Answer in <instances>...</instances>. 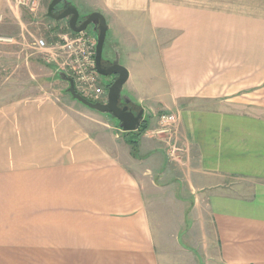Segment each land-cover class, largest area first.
<instances>
[{
  "label": "crops",
  "instance_id": "1",
  "mask_svg": "<svg viewBox=\"0 0 264 264\" xmlns=\"http://www.w3.org/2000/svg\"><path fill=\"white\" fill-rule=\"evenodd\" d=\"M193 1H84L104 14L148 121L139 157L114 118L0 75V264H170L150 217L155 187L176 180L153 134L159 110L177 115L215 264H264V0ZM12 9L0 0V34Z\"/></svg>",
  "mask_w": 264,
  "mask_h": 264
},
{
  "label": "rangeland",
  "instance_id": "2",
  "mask_svg": "<svg viewBox=\"0 0 264 264\" xmlns=\"http://www.w3.org/2000/svg\"><path fill=\"white\" fill-rule=\"evenodd\" d=\"M11 1L14 10H10L8 14V22L5 25L6 30H4L5 33L0 34V75L4 80L5 76H7V80L9 81L17 79L41 80L48 84L52 90L56 89L60 92L65 91L64 93L69 97L70 93L67 91L69 83L67 80L60 77L56 71V68L62 70L61 63L46 61L44 50L33 45L34 41L40 37L43 38L48 45L58 41L60 35L72 31L71 29H67V21L65 19L56 20L46 15L47 5L50 0H24V3L17 2V0ZM69 1L76 6L80 13H87L88 8L84 6V1L87 2L88 0ZM202 1L205 5L212 8H220L223 3L222 0H200V2ZM193 2H195V0ZM84 31L86 33H91V27L88 26ZM113 35L111 34V31L108 30L103 50L105 57L112 56V49L108 48L109 45L112 48L117 47V40ZM63 55L64 54L61 51V56ZM119 62L123 66L126 64L121 52ZM98 77L99 81L105 86L108 78L102 75H99ZM9 81H5L4 87L17 90L15 88L18 87L13 86L14 84H11ZM126 88H128L130 92H133V88L129 85V81L123 84V93ZM142 89L143 93L147 96L152 97L154 94V92L151 91L152 89ZM12 94L16 93L14 92ZM71 99L79 107H82L89 112L99 115L102 114L74 98ZM148 100H150V98ZM162 113H164V111L159 110L157 115H161ZM173 114H175V112H173ZM102 115H106L111 121L113 120V117L106 113ZM177 121L178 120L172 123L170 131L164 133H155L154 131L153 133L155 135L164 136L161 145L166 150V155L170 163L169 166L173 165L175 169L172 172L173 174H170L168 170H165L164 175H168L165 179H169V177L171 178L172 175L176 180L173 182L170 181L171 183L169 182L170 184L167 187V190L165 186H162L165 188L155 187L156 192L153 196L156 201H150L152 229L157 238V243L161 244L158 247H160V250L162 249L167 252L165 258L170 264H191L190 261H193L194 264H215L214 260H216L217 257L214 240L211 237L212 232L209 230L210 237H208L207 233H204L201 227L205 218L202 216L205 201L199 199L196 194L193 195L186 192L185 157H183L181 153V148L178 145L176 137ZM120 128L121 127L118 124V127H116L117 139L125 140L123 134L125 131H122V129L120 130ZM171 145L172 149H176L173 152L171 151ZM140 149L141 148L138 147L139 156ZM159 176L160 174L154 176L156 182L165 181V179H163L165 176H161V180L158 178ZM160 189H162V191L159 194ZM165 190L166 192H164ZM166 195L169 196V198H167ZM170 195L172 196L170 197ZM193 207L195 210V216L191 211ZM180 213H182L183 216H181V221L179 222ZM209 251L211 254L208 253Z\"/></svg>",
  "mask_w": 264,
  "mask_h": 264
},
{
  "label": "water",
  "instance_id": "3",
  "mask_svg": "<svg viewBox=\"0 0 264 264\" xmlns=\"http://www.w3.org/2000/svg\"><path fill=\"white\" fill-rule=\"evenodd\" d=\"M60 2L63 3L65 8L60 13L55 14L52 11L53 7ZM46 15L51 16L56 20L68 17V27L75 32L85 30L90 26V32L95 38L94 59L97 72L102 76L115 75L111 82L105 84V87L107 88L106 101H92L81 95L75 89L72 76L66 74L60 68H56L58 75L68 81L69 86L67 91L70 95L89 108L112 116L116 119L122 131L137 129L143 119V108L139 107V110L134 112L129 106L130 103L134 102V99L125 91L123 93V84L128 78V70L119 62V50L117 47L112 48L108 44V48L112 49V56L105 57L103 54L106 35L109 30V25L104 14L99 10L80 14L76 6L72 5L69 0H50L47 5ZM104 62H107L108 64L106 65Z\"/></svg>",
  "mask_w": 264,
  "mask_h": 264
},
{
  "label": "built area",
  "instance_id": "4",
  "mask_svg": "<svg viewBox=\"0 0 264 264\" xmlns=\"http://www.w3.org/2000/svg\"><path fill=\"white\" fill-rule=\"evenodd\" d=\"M17 2L24 3V0H17ZM33 45L44 50L46 61L61 63L62 70L73 77L75 89L81 95L92 101H106L107 89L99 81V73L95 67V39L89 33L84 30L66 32L60 35L58 41L50 45L40 37L34 41ZM176 120V114L162 113L154 129L155 133L170 131L172 123ZM175 150L171 145V151Z\"/></svg>",
  "mask_w": 264,
  "mask_h": 264
},
{
  "label": "trees",
  "instance_id": "5",
  "mask_svg": "<svg viewBox=\"0 0 264 264\" xmlns=\"http://www.w3.org/2000/svg\"><path fill=\"white\" fill-rule=\"evenodd\" d=\"M67 29H70L68 27V25H67ZM147 128H148V121L144 119L143 122L140 123V125L137 129L123 132V134L125 136L124 137L125 140L127 141V143H129V145L131 147L132 155H134L136 157H139L138 147H139V143H140V138Z\"/></svg>",
  "mask_w": 264,
  "mask_h": 264
},
{
  "label": "flooded vegetation",
  "instance_id": "6",
  "mask_svg": "<svg viewBox=\"0 0 264 264\" xmlns=\"http://www.w3.org/2000/svg\"><path fill=\"white\" fill-rule=\"evenodd\" d=\"M72 4V3H71ZM73 5V4H72ZM64 8H65V6L63 5V3L62 2H60V3H58V4H56L54 7H53V12L55 13V14H58V13H60L61 11H63L64 10ZM47 10V9H46ZM80 13V12H79ZM80 14H82V13H80ZM48 17H51V16H48ZM51 18H53V17H51ZM54 19V18H53ZM62 19H65L66 21H67V19H68V17L67 18H62ZM58 20V19H57ZM68 25V24H67ZM91 36H92V34L91 33H89ZM92 37H94V36H92ZM106 65L108 64L107 62H104ZM100 75V74H99ZM115 75H111V76H104V77H107L108 78V80H107V82L109 83V82H111L112 80H113V77H114ZM106 88V87H105ZM107 89V88H106ZM129 106H130V108L134 111V112H137L138 110H139V107L138 106H136V105H133V104H129Z\"/></svg>",
  "mask_w": 264,
  "mask_h": 264
}]
</instances>
